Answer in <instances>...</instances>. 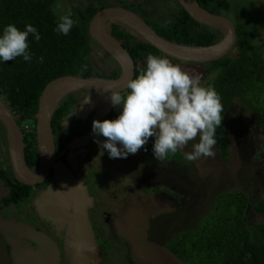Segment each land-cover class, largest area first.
Returning <instances> with one entry per match:
<instances>
[{
    "label": "trees",
    "instance_id": "trees-1",
    "mask_svg": "<svg viewBox=\"0 0 264 264\" xmlns=\"http://www.w3.org/2000/svg\"><path fill=\"white\" fill-rule=\"evenodd\" d=\"M196 1L209 13L225 18L230 15L236 31L233 48L236 57L226 55L203 64L209 78L202 85H212L224 107L214 148L220 158L227 161L232 146L230 129L246 121L263 135L255 152V158L259 159L264 154V21L257 26L243 22L242 6L231 0ZM107 7L132 11L160 37L177 44L209 46L221 38L219 31L191 19L176 0H81L80 6H70L72 18L77 23L66 36L54 31L58 22L55 0H0V34L11 23L20 30L31 24L41 36L36 41L29 34L31 61H24L22 56L8 62L0 61V98L22 131L24 158L32 171L38 167L35 115L44 87L67 75L114 79L120 72L112 58L113 64L105 72H97L91 65L94 45L100 46L90 38L88 25L98 11ZM109 26L110 35L127 50L134 62L133 78L144 66L147 53L165 57L124 25L109 21ZM41 56L43 63L38 60ZM83 92L68 95L57 107L51 119L54 138ZM117 114L118 108L112 107L104 120H111ZM4 134L0 123V138L5 140ZM153 143L154 137H150L140 151L154 157ZM182 159L177 152L164 161L179 162ZM9 174L0 166V178L8 189L2 202L18 205L29 198L31 187L18 183L12 173ZM251 188L254 192L235 190L216 194L206 215L190 229L177 232L162 242V246L181 264H264V183Z\"/></svg>",
    "mask_w": 264,
    "mask_h": 264
},
{
    "label": "rangeland",
    "instance_id": "rangeland-1",
    "mask_svg": "<svg viewBox=\"0 0 264 264\" xmlns=\"http://www.w3.org/2000/svg\"><path fill=\"white\" fill-rule=\"evenodd\" d=\"M231 1L242 6L243 22L254 26L263 24L264 0ZM80 5L81 0H55V13L59 18L68 12L70 6ZM226 18L232 19L230 15ZM257 34L260 35V32ZM111 63L113 61L110 57L94 45V69L105 72ZM196 73H200L201 83L209 78L206 77L204 65L199 66ZM86 98L88 102H85ZM79 99L63 124V134L66 137L76 134V131L81 134L85 131L87 108L94 106L92 109H104L103 112H106L112 107L110 95L98 97L83 92ZM0 103H4L2 98ZM24 129L27 130L25 127ZM230 130L232 146L227 161L220 158L215 148L214 157L188 161L184 154L193 150L192 145L198 142V138L178 151L183 156L179 162L157 161L146 151L140 150L136 154H129L127 158L113 159L109 157L107 150L103 151V155L100 154L101 149L94 141L98 139L103 142L104 138L94 136V154L88 155L83 148L88 159H79L78 169L86 172L83 184L88 197L94 199L97 221H100L101 229L113 245L111 257L120 258L126 264H181L165 250L162 242L177 232L193 227L198 219L210 211L216 194L235 190L254 192L252 185L257 188V185L264 183V154L259 159L255 158L259 141L263 138L262 133L246 121ZM55 183L58 190L54 189L55 192L52 193L47 191L48 195L42 200L46 205L41 207L45 214L50 215L52 206L58 203L64 215L68 216L71 211L69 199L56 180ZM26 204L28 209L36 211L37 219L43 220L39 214L42 212L33 209L32 205L35 207V204L30 205L27 200L18 205L17 211H11L16 216L24 217L27 212ZM92 204L91 200L88 209ZM6 240L0 236V264H16ZM29 254L33 264L41 261V253L33 254L29 250Z\"/></svg>",
    "mask_w": 264,
    "mask_h": 264
},
{
    "label": "water",
    "instance_id": "water-1",
    "mask_svg": "<svg viewBox=\"0 0 264 264\" xmlns=\"http://www.w3.org/2000/svg\"><path fill=\"white\" fill-rule=\"evenodd\" d=\"M176 1L191 19L219 31L221 38L209 46L177 44L160 37L130 10L122 7H107L98 11L88 25L89 36L114 60L120 72L114 79L67 75L50 81L44 87L38 99L35 115V140L38 152V167L35 171L26 165L23 134L14 115L0 103V123L5 130L10 171L14 179L22 185L33 187L46 181L52 171L59 187L67 194L71 211L67 216L64 251L70 264H86L84 256L89 253L91 247H94L95 251L92 229L86 216L91 199L87 195L85 185L64 164L56 162L51 119L57 107L68 95L85 91L94 92L98 97L109 96L110 93L106 89L122 92L126 81L134 77V62L127 50L107 31V23L115 21L124 25L155 50L167 58L178 61L180 67L189 72L194 71L192 66L187 64L201 67L226 55L236 57L233 49L236 31L229 19L209 13L196 0ZM89 134H93L92 130ZM1 197L0 193V200ZM0 234L6 236L13 260L17 264H33L25 240L33 242L41 252V261L34 264H59L60 254L56 244L35 227L24 222L4 219L0 214ZM15 237L21 240H16Z\"/></svg>",
    "mask_w": 264,
    "mask_h": 264
},
{
    "label": "clouds",
    "instance_id": "clouds-1",
    "mask_svg": "<svg viewBox=\"0 0 264 264\" xmlns=\"http://www.w3.org/2000/svg\"><path fill=\"white\" fill-rule=\"evenodd\" d=\"M72 16L71 10L59 16L54 31L68 35L77 23ZM29 34L36 41L41 39L31 24H26L24 30L7 24L0 34V61L21 56L24 61H31ZM38 60L44 62L42 56ZM201 80L200 73L183 70L165 57L147 53L144 66L135 78L126 81L122 92L106 89L111 105L119 108V115L111 120L92 121L94 136L104 138L103 142L94 141L100 154L107 150L110 158H127L154 137L153 156L164 161L198 138L185 158L195 161L214 157L216 130L222 125L224 107L216 89L202 85Z\"/></svg>",
    "mask_w": 264,
    "mask_h": 264
},
{
    "label": "flooded vegetation",
    "instance_id": "flooded-vegetation-1",
    "mask_svg": "<svg viewBox=\"0 0 264 264\" xmlns=\"http://www.w3.org/2000/svg\"><path fill=\"white\" fill-rule=\"evenodd\" d=\"M106 29L108 32H110L109 22L106 25ZM167 59H169L173 64L179 65L178 61L172 60L170 58H167ZM91 65L94 68V49L91 54ZM187 65L192 66L193 71L195 73L197 69L199 68V66H195L194 64H187ZM89 93L94 95V92H89ZM93 107L94 106H92L91 109L87 108L86 109L87 111H85L86 129L82 134L76 131L75 132L76 134H71L72 136L66 137V135L63 134L64 132L62 129V127H64L63 124L67 119L66 118L64 122L62 123V127L60 128L61 131L58 134H56L54 138L56 162L57 163L61 162L62 164H64L70 170V172L74 174L82 183H83V175L86 172L83 171L82 169H78L79 168L78 160L79 159L80 161L84 159L87 160L89 154L91 153L94 154V146H93L94 134H89L92 130V121L96 117L98 118L99 121H103L104 116L109 113V111L112 109L113 106L109 107V109H107V112L105 114L103 113L104 109L96 110V109H92ZM4 137H5V140L4 138H0V166L4 170L7 171L8 176H9L10 175L9 172L11 171H10V164L8 160L6 136ZM70 138L71 140H69ZM75 147L77 148L75 149ZM83 148L87 150L88 155L87 153L83 151ZM53 175L54 174L51 171L46 181L31 187L30 196L27 199L30 205L35 204V207L34 205H32L33 209H36V210L38 209V212L39 211L42 212L39 214L43 220H41L40 218L37 219L36 211H33L30 208L28 209L27 204H26L27 212L24 214V217L14 215L13 211H17V207L19 204L18 205H5L2 202V199L4 198L5 194L8 192V189L7 187L3 185L1 178H0V193L2 194V197L0 200V214L2 218L4 219L16 220V221L27 223L35 227L38 231L47 235L56 244V247L60 254L59 264H70L66 258L65 251H64L65 229L68 223L67 215H64V212L59 208L58 203L54 207L52 206V213L50 215L47 213L45 214V212L43 211V208L41 207L44 204L42 200H44V197L48 195L47 191H50L52 193V192H55V190L56 191L58 190L56 187L55 178ZM90 199L92 200L93 204L87 210L88 212L87 217H88L90 227L92 229L91 231H92L93 243L95 245V251H94V247L93 248L91 247L92 249L90 248L89 253L86 254L87 256L86 255H85L86 257L84 256L85 263L86 264H119V263L126 264L125 263L126 261L122 262L121 260H119L120 258L114 259L115 257L114 258L111 257L112 256L111 251L113 250V245L109 243L106 235L104 234V231L101 229L100 224H99L100 221H97V214H95V211H94L95 210L94 209V199L92 197H90ZM36 200L38 201L36 202ZM59 203L61 204V202ZM0 236L7 239L6 236H3L2 234H0ZM15 238L16 240H19V241L21 240L18 237H15ZM25 245L27 246L28 250L33 252V254L41 253L38 250V247L33 242L25 240ZM114 249H116L115 246H114ZM96 250H98V252H96Z\"/></svg>",
    "mask_w": 264,
    "mask_h": 264
}]
</instances>
